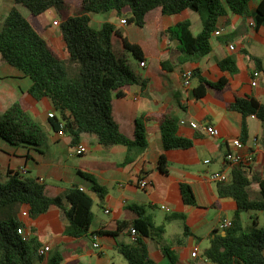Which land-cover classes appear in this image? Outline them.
Masks as SVG:
<instances>
[{
	"label": "crops",
	"instance_id": "crops-1",
	"mask_svg": "<svg viewBox=\"0 0 264 264\" xmlns=\"http://www.w3.org/2000/svg\"><path fill=\"white\" fill-rule=\"evenodd\" d=\"M66 2L70 7L68 15L75 14L80 0ZM258 3L250 1L245 15L228 12L220 20L216 31L219 34L214 32L210 37V53L197 62L182 65L176 64V54L169 49L161 33L187 21L192 36H197L202 30L199 13L185 10L178 15L163 16L160 9H156L146 14L142 28L121 24L124 18H118L112 12L91 17L93 29H100L104 23L113 24L123 38L140 48L142 54L140 61L133 59L131 54L124 52L122 39L112 36L114 49L115 43L118 44L116 51L123 55L140 82H144L143 88L140 84L129 87L126 98L112 99V119L124 136L133 139L136 119L144 116L151 118L146 124L148 147L145 153L127 165H122L127 154L125 147L104 148L91 134L81 135L78 146L85 147L86 151L77 154L78 146L72 147L67 135L50 129L49 115L58 117L50 101L35 100L28 93L30 80L0 58V115L19 103L45 133L39 146L13 145L0 137V178L4 181L7 173L12 172L37 179L44 185L49 198H56L68 189L78 187L89 194L93 205L97 204L98 208L94 212L92 206L94 218L89 235L74 239L66 235L68 224L60 220L57 207H50L44 215L32 220L26 214L28 208L19 206L14 213L15 221L29 239L35 238L39 242L40 248H49L41 256L42 260L35 264H48L54 254L62 256L60 264H127L118 248L121 244L133 242L131 224L137 219L150 225V237L142 240L155 264H170L161 251V245L173 241L178 242L173 246L178 257L176 264H211L202 258L201 245L209 246L214 236H223L225 233L220 228L221 224L231 221L236 211L235 202L230 198H219L217 183L210 180L213 173L229 176L231 168L225 162V155L234 151L233 141H241L242 116L230 111L227 106L235 101L236 96H251L264 104V23L256 26ZM12 7L13 0H0V24ZM17 9L21 12L23 8L17 6ZM113 17L116 21L110 22ZM35 21L43 39L62 55L64 44L60 32H57L59 25H53V22H60L58 14L48 10ZM52 44H56L60 52ZM226 58L234 60L236 74L231 75L219 68V62ZM254 58L259 60L258 63L253 61ZM142 62L144 67L139 66ZM162 62L165 68H162ZM186 70L192 73L197 70L210 83L225 78L228 85L221 92L208 88L203 97L196 98L193 94L195 80L191 78L189 88L182 85L181 74ZM255 72L259 75L256 86H252ZM164 114H172L179 119L177 135L190 140L191 148L163 149L158 119ZM192 123L196 124L195 128L191 127ZM206 126L215 127L219 136L212 138L207 135ZM247 127V138L242 144L255 154L249 174L260 176L264 181V149L260 144L264 126L250 117ZM162 155L168 164L167 175L158 171L157 162ZM80 173L91 176L92 181L107 190L103 200L91 191L92 181ZM141 180L147 182L144 189L139 187ZM181 183L191 186L195 206L182 202ZM250 189L252 197L259 191L257 184H252ZM161 206L167 207L168 211L161 210ZM106 210L110 213L106 214ZM261 215L264 213L248 212L242 213L240 218L247 226L254 219L260 223ZM153 230L156 231L154 235ZM94 238L100 245L99 251L92 247ZM194 250H197V256L192 258Z\"/></svg>",
	"mask_w": 264,
	"mask_h": 264
},
{
	"label": "trees",
	"instance_id": "trees-1",
	"mask_svg": "<svg viewBox=\"0 0 264 264\" xmlns=\"http://www.w3.org/2000/svg\"><path fill=\"white\" fill-rule=\"evenodd\" d=\"M252 0H80L78 11L68 15L70 7L66 0H13L14 7L0 24V58L2 62L15 68L27 77L31 86L28 93L37 101L47 99L58 114L49 117L50 129L61 131L71 139V146L80 143L82 134L94 135L104 148L122 146L127 154L122 165L132 163L142 157L148 145L146 124L150 117H138L135 121L134 137L124 136L112 119L111 101L115 97H127V89L144 82L130 69L123 55L112 46V36L122 39L125 53L140 61L141 50L123 38L111 23H104L100 29L91 27V17L99 14L114 13L124 18L128 24L139 28L145 25L147 13L160 9L163 16H174L185 10H192L202 18V30L192 36L189 22H181L167 28L161 37L168 42L169 49L176 54V64L197 62L211 51L210 37L218 30L220 20L230 12L245 15L248 3ZM256 26L264 23V0H256ZM25 9L29 16L25 18L17 9ZM48 10L55 11L60 19L59 32L64 48L62 55L56 53L43 39L36 18ZM256 63L259 60L253 59ZM162 68L165 63L162 62ZM219 68L231 75L237 73L232 58L219 62ZM170 70L172 67L169 68ZM196 86L193 94L196 98L205 95L211 88L223 91L228 81L222 78L216 83L203 79L199 72L192 73ZM230 111L241 114V141L247 138V119L255 118L264 126V104L251 96H236L227 106ZM160 137L165 151L189 149L192 142L177 135L179 119L172 114H164L158 119ZM0 137L13 145L39 146L45 133L20 106L13 104L0 115ZM264 149V136L261 139ZM158 171L168 174V164L162 155L157 162ZM81 176L92 181L91 176ZM230 181L217 183L219 198H230L236 204L231 226L224 235L214 236L203 251L202 258L211 264H264V223L257 219L244 226L240 215L248 212L264 213V181L260 176L250 175L242 167L231 169ZM91 191L103 200L107 190L92 181ZM257 184L259 191L252 197L251 185ZM182 202L195 206L196 200L192 188L187 183L179 185ZM19 206H26L29 219L44 215L50 207L58 208L61 221H66V235L74 239L85 238L94 218L92 198L73 187L61 196L49 198L45 187L37 179L8 172L6 179L0 182V264H35L42 260L38 255L40 244L35 238L23 241L17 234L20 225L14 219ZM139 212L137 209H134ZM136 232L135 240L121 244L119 254L127 264H155L148 256L143 238L150 237V225L142 219L131 224ZM187 232V227L184 228ZM163 232V229L161 230ZM178 242L161 245V251L170 264H176L178 257L173 249ZM62 256L54 254L48 264H60Z\"/></svg>",
	"mask_w": 264,
	"mask_h": 264
},
{
	"label": "built area",
	"instance_id": "built-area-1",
	"mask_svg": "<svg viewBox=\"0 0 264 264\" xmlns=\"http://www.w3.org/2000/svg\"><path fill=\"white\" fill-rule=\"evenodd\" d=\"M58 24H59L58 22H53L54 26H58ZM121 24H126L125 20H122ZM214 34L217 35V34H219V32H215ZM230 49H232V47ZM144 65L145 64L143 62L139 64L140 67H144ZM258 75H259L258 72L253 73V81L251 83L252 86H256V80H257ZM181 78H182L183 87L184 88H189L190 80L192 78V72L189 71V70L184 71L181 74ZM52 116H53L52 114L49 115L50 118ZM190 125H191L192 128L196 127V124H194V123H192ZM204 130H205V133L207 135H209L210 137H212V138H217L219 136L218 130L215 127H213V126H206L204 128ZM232 145H233L234 151L233 152H229V153H227L225 155L226 164L231 169L234 168V167H242V168H245V169L249 170L252 167V165L254 164V162H255V154L253 152H251V151L246 150V148L244 147V145L242 144V142L240 140L233 141ZM85 151H86V148L83 147V146H78L77 149H76V153L77 154H83V153H85ZM210 180L212 182H214V183H227V182L230 181V176H227L224 173L218 172V173H213L210 176ZM146 186H147V182L146 181L141 180L139 182V187L140 188L144 189ZM160 208H161V210H164L166 212L168 211V208L165 207V206H161ZM105 213L108 214V213H110V211L106 210ZM230 226H231V222L230 221H224L221 224L220 228L223 229V230H226ZM130 233H131V235L133 237V241H134L136 232L134 231V229H131ZM17 234L19 236H21L23 241H26V240L29 239L28 236L24 233V231L21 228L17 229ZM92 247L96 251L100 250V245L96 241V238H94V242L92 243ZM48 251H49V248L45 246V247L40 248L38 250V255L39 256H43ZM196 256H197V250H194L191 253V257L194 258Z\"/></svg>",
	"mask_w": 264,
	"mask_h": 264
},
{
	"label": "rangeland",
	"instance_id": "rangeland-1",
	"mask_svg": "<svg viewBox=\"0 0 264 264\" xmlns=\"http://www.w3.org/2000/svg\"><path fill=\"white\" fill-rule=\"evenodd\" d=\"M21 12H22V14L25 15L26 17L29 16V13H28L25 9H21ZM115 21H116V17H113V18H111V20H110V22H115ZM58 25H59V24H58ZM93 27H94V25H93ZM57 32H59V31H57ZM57 35H58V37H59V34H58V33H57ZM52 46H53L57 51L60 52V50H58L56 44H52ZM116 47H118V44L116 45V43H115V50H116ZM0 182H1V183L3 182L2 178H0ZM93 211H94V212H95V211H96V212L98 211L97 204H94V205H93ZM259 221H260V224H263V223H264V215H261V217L259 218ZM152 233H153V235H154V233H156V231L153 230ZM207 247H208L207 244H205V245H201V252H203L204 249H206ZM123 261H124V259H123ZM124 262H125V261H124Z\"/></svg>",
	"mask_w": 264,
	"mask_h": 264
}]
</instances>
